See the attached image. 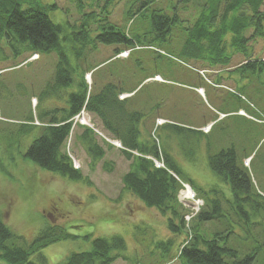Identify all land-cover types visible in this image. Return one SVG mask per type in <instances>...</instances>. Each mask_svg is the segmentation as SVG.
Returning a JSON list of instances; mask_svg holds the SVG:
<instances>
[{"label": "rangeland", "instance_id": "1", "mask_svg": "<svg viewBox=\"0 0 264 264\" xmlns=\"http://www.w3.org/2000/svg\"><path fill=\"white\" fill-rule=\"evenodd\" d=\"M142 1L23 0L22 8L41 4L58 6L47 13L63 27L61 44L75 70L74 80L79 81L82 68L88 67L92 71L86 73L85 80L89 87L92 86L94 94L102 91L108 83L120 86L128 95L120 94L119 99L128 98L130 110L145 114L140 127L142 139L157 137L162 147L173 154L183 171L198 185L205 189L209 185L215 186L224 191L226 197L232 195L227 184L211 169L207 152L209 148L216 154L233 146L239 162H244L249 169L256 189L264 195V73L246 77L239 74L235 82L238 76L226 69L216 67L212 71L208 67L202 68L194 60L181 58L177 51L164 45H137L129 52L122 48L117 55L119 44L98 43L95 50L92 43L83 46L71 40L78 30L76 25L90 26L89 36L94 38L102 32L101 25L107 21L130 30L131 35L147 33L153 25L152 16L158 10L179 17L181 34L176 38L185 39V29L195 23L206 2L157 0L131 19L128 12L137 11ZM262 9L264 11V5ZM3 47L6 55L0 59V167L6 168V172L0 169V214L12 231L21 237L17 244L26 247L43 230L58 225L73 236L41 249L48 263H40L39 254L32 260L40 264H63L74 252L91 251L94 238L119 234L125 239L127 249L118 253L126 259L118 258L112 264H136L137 261L159 264V261H166L162 250L155 246L159 240L166 241L172 236L167 217L144 205L124 188L122 178L130 169V160L122 153L121 144L115 145L118 140L113 139L114 135L104 128L95 114L86 113L87 124L82 123L86 119L81 114L79 120L82 122L75 121L77 124L66 146L76 168L89 179L88 183L47 171L23 156L40 136L43 125L35 119L34 124L38 126L21 138L19 124L31 115V111L37 116V112L65 107L68 93L75 89L69 88L59 96L45 98L36 108L37 97L54 77L61 54L54 51L37 57L24 53L15 58L5 41ZM81 47L89 49L84 56L77 54ZM247 49L253 59H264V38L256 37ZM243 61V56L236 55L232 67ZM200 71L206 74L209 82ZM219 76L224 77L223 82L216 79ZM164 122L200 129L205 138L194 148L184 135L170 138L162 127ZM89 128L94 132L96 143L104 150L105 155L101 158L87 150L83 135ZM206 141L208 148L205 147ZM192 148L195 150L191 155ZM187 186L191 187L193 196L186 192ZM180 193V201L191 213H197L205 206L190 183ZM247 211L250 212L249 218L242 215L240 221L235 214L233 221H228L233 231L230 244L241 257L258 249L259 256L254 264H264V207L255 211L248 205ZM182 238L179 236L171 245V252L176 250ZM167 264L180 263L170 260Z\"/></svg>", "mask_w": 264, "mask_h": 264}, {"label": "trees", "instance_id": "2", "mask_svg": "<svg viewBox=\"0 0 264 264\" xmlns=\"http://www.w3.org/2000/svg\"><path fill=\"white\" fill-rule=\"evenodd\" d=\"M22 1L0 0V59L6 55L4 41L15 58L24 53L42 55L57 51L61 54L54 77L37 97L36 108L45 98L59 96L60 92L69 91V88L75 89L68 93L65 107L37 112V116L31 111V115L19 124L21 138L38 126L34 124L35 119L43 125L40 136L29 145L23 156L47 171L88 183L89 179L81 169L76 168L72 156L66 150L75 128L73 118L85 109L102 121L104 128L114 135L113 139L122 143V153L131 163L122 178L124 188L136 195L144 205L157 209L167 217L172 236L156 243L155 247L162 250L165 255L163 259L166 260L159 261V264H167L170 260H177L180 264H254L259 256L258 249L241 257L239 251L230 244L233 231L228 221H233V215L238 214L241 221L242 215L249 218L248 205L255 211L264 207V195L256 189L245 163L239 162L236 148L230 146L213 154L208 148V141L205 145L211 169L232 191L230 197H226L225 192L215 186L209 185L205 189L198 185L183 171L173 154L162 147L157 137L142 139L140 127L145 114L143 111L130 110L128 98L119 99V95L125 93L120 86L108 83L102 91L94 94L92 86L89 87L85 80L86 73L92 71L88 67L82 68L79 81L74 80L75 70L71 68L61 44L63 27L47 13L58 6L41 4L22 8ZM156 1L143 0L137 11L128 12L129 17H137L141 9ZM263 5L264 0H206L195 23L185 29L187 37L181 40L176 38L177 34H181L178 30L179 17L162 10L154 12L153 25L147 33L131 35L130 30L126 31L107 21L101 25L102 32L94 38L89 36L90 26L76 25L78 30L73 33L71 40L83 46L92 43L95 50L98 43L119 44L121 47L117 48V55L137 45H164L177 51L181 58L194 60L202 68L226 69L228 73L238 76L236 82L239 74L246 77L264 73V59L255 60L247 51V45L255 41L256 37L264 38ZM87 50L81 47L78 56H84ZM236 55L243 56L244 61L232 67ZM201 71L200 74L206 79V74ZM222 78L219 76L216 79L223 82ZM162 127L170 138L184 135L187 143L194 145V148L201 145L205 138V133L200 129L168 122H164ZM93 134L89 128L83 135L87 150L89 154L101 158L105 153ZM158 162L162 165H158ZM0 169L6 172V168ZM187 183L205 202V206L197 213H191L179 199ZM207 224H211L210 227ZM72 236L62 227L53 225L43 230L28 246L18 245L16 241L21 237L12 231L0 214V264L48 263L41 249ZM179 236L183 238L173 253L171 245ZM126 249V241L119 234L97 237L94 238L91 251L74 252L63 264H112L122 257L118 252ZM36 254H39L40 263L32 260ZM136 264L142 263L137 261Z\"/></svg>", "mask_w": 264, "mask_h": 264}, {"label": "bare ground", "instance_id": "3", "mask_svg": "<svg viewBox=\"0 0 264 264\" xmlns=\"http://www.w3.org/2000/svg\"><path fill=\"white\" fill-rule=\"evenodd\" d=\"M124 54H127V53H124ZM124 56H126V55H124ZM88 78H90V74H88ZM86 115L87 114H85V119H86ZM84 121V120H83ZM87 124V123H89L88 122V118L86 119V121H84V124ZM208 128V127H207ZM118 145H119V142H117V141H115ZM187 193H188V195H190V196H193V192H192V189L190 188V187H188V190L186 191Z\"/></svg>", "mask_w": 264, "mask_h": 264}, {"label": "built area", "instance_id": "4", "mask_svg": "<svg viewBox=\"0 0 264 264\" xmlns=\"http://www.w3.org/2000/svg\"><path fill=\"white\" fill-rule=\"evenodd\" d=\"M82 115H78V117L76 118V121H78L81 118ZM80 121V120H79ZM82 122V119H81Z\"/></svg>", "mask_w": 264, "mask_h": 264}]
</instances>
